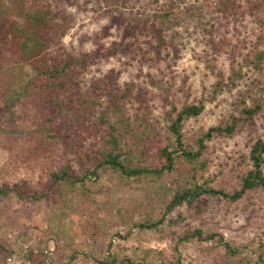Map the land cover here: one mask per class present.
I'll return each mask as SVG.
<instances>
[{
  "label": "rangeland",
  "instance_id": "1",
  "mask_svg": "<svg viewBox=\"0 0 264 264\" xmlns=\"http://www.w3.org/2000/svg\"><path fill=\"white\" fill-rule=\"evenodd\" d=\"M213 1L24 0L49 7L53 23L65 29L52 57L58 50L94 53L83 91L95 97L100 86L115 87L119 94L129 90L125 110L133 123L145 115L165 135L168 113H178L173 106L203 99V112L184 125L187 143L198 150V140L211 127L238 117L253 99L262 109L253 121L240 120L233 134L218 132L205 142L201 159L207 166L178 158L174 170L155 184L97 169L99 140L86 128L75 131L63 123V138L43 157V140L29 132L32 122L20 108L12 124L22 131L0 133V186L12 188L0 194V264H100L108 257L117 263L178 257L185 264H258L264 188L248 190L238 200L204 193L190 205L169 206L177 190L196 183L234 194L251 168L252 147L264 142V65L255 69L245 60L262 26L250 14L222 15ZM233 1L248 6V0ZM165 11L169 20L160 30L157 15ZM237 37L248 43L247 50L232 51L229 43ZM76 136L83 139L74 145ZM67 162L85 176L74 193L52 181ZM150 221L160 222L159 228L141 227ZM197 230L218 233L236 255L219 236L192 237Z\"/></svg>",
  "mask_w": 264,
  "mask_h": 264
},
{
  "label": "trees",
  "instance_id": "2",
  "mask_svg": "<svg viewBox=\"0 0 264 264\" xmlns=\"http://www.w3.org/2000/svg\"><path fill=\"white\" fill-rule=\"evenodd\" d=\"M160 0H155L158 2ZM215 9L224 16L245 17L250 14L262 31L257 40L246 54V62L255 69H262L264 65V0H248V6L233 0L213 1ZM11 14V17H8ZM161 19L158 27L162 30L169 20V12H158ZM157 22H155L156 24ZM214 29L215 25L211 24ZM211 30V29H210ZM209 32V29H207ZM65 29L53 23L52 10L49 7L25 5L24 0H0V133L3 135L16 134L22 130L14 128L12 124L18 117L20 108H25L26 116L32 122L29 132L42 139L41 154L43 157L51 153L50 145L61 139L63 123L73 127L90 131L99 140L97 154V169L110 170L121 178L136 179L158 183L167 173L174 170L176 159L195 163L200 167L207 166L201 159L205 142L211 140L214 134L221 132L233 134L238 122L253 121L262 109L261 102L252 100L249 106L240 110L238 117L226 123L211 127L203 138L198 140L200 148L192 149L187 143L184 125L190 118L200 115L205 109V102L184 105L181 109L173 106V112L168 113L166 133L163 135L156 125L145 116H137L136 122L126 114V99L129 90L119 94L115 87L100 86L95 97L82 90L83 75L89 71L94 58L93 52L75 54L58 50L55 57L50 52L59 47ZM162 37V36H161ZM236 43H229L232 51L247 50L248 43L237 37ZM225 44H227L224 41ZM112 50V53H116ZM34 71L28 72L26 66ZM100 91V92H99ZM17 116V117H16ZM97 116L94 122V117ZM71 118V119H69ZM91 122V124H90ZM89 123V126H88ZM65 126V125H64ZM73 137L74 145L83 137ZM68 141L67 137L64 138ZM41 150V146L39 151ZM93 152V151H92ZM251 168L242 175L241 186L234 194L195 184L193 187L177 190L170 202V208L182 204H192L196 198L204 193H215L232 200H238L248 190L264 188V142L257 141L250 151ZM195 165V166H196ZM52 181L60 183L72 193L85 183V176H81L71 163L67 162L61 170L54 171ZM12 188L4 189L0 186V194L6 195ZM22 195V189H18ZM160 223V222H159ZM158 222L141 223L147 229L159 228ZM223 242L226 251L236 255V248L225 242L218 233H208L197 230L192 237L205 240L216 239ZM264 244L260 246L257 256L258 264H264ZM164 263L152 264H185L181 258L166 257ZM100 264H150L144 260H129L117 263L115 258L108 257L99 261ZM251 264V262H250Z\"/></svg>",
  "mask_w": 264,
  "mask_h": 264
}]
</instances>
